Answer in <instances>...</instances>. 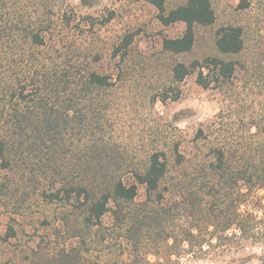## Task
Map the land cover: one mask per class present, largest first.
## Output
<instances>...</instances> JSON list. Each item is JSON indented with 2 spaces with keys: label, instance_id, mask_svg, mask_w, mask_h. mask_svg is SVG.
Instances as JSON below:
<instances>
[{
  "label": "trees",
  "instance_id": "trees-1",
  "mask_svg": "<svg viewBox=\"0 0 264 264\" xmlns=\"http://www.w3.org/2000/svg\"><path fill=\"white\" fill-rule=\"evenodd\" d=\"M145 1L157 9L164 26L186 25L181 36L164 38L167 53L192 52L198 28L216 22V0H187L172 9L167 0ZM247 5L243 1L240 6ZM56 15L47 0H0V168L10 170L13 163L43 153L47 160L38 162L44 172L55 170L61 176L60 186L54 185L44 198L48 204L61 201L78 212L63 219L62 231L77 245L39 264H183L186 257L247 261L253 255H242V250L264 245V197L253 205L262 217L249 208L252 183L264 190V163L254 173L249 166L235 169L219 144L207 168L216 181L171 188L165 184L169 164L163 152L153 153L144 168L125 169L128 160L108 129L115 83L94 68L98 58H69L60 45L49 43L58 30ZM72 24L68 18L64 23ZM133 40V35L125 37L114 55L126 56ZM215 47L217 56L173 66L176 87L196 72V82L204 89L232 80L236 64L224 56L243 51L242 27L219 28ZM180 96L177 90L172 99ZM163 97L171 98L167 92ZM251 126L261 128L255 122ZM239 182L246 191L237 203L233 199L226 207L216 203L221 200L219 186L232 189ZM140 186L145 187L146 198L138 201ZM170 191L177 196L167 200ZM15 236L10 227L2 240ZM122 250L126 261L113 257ZM94 252L97 257L92 260ZM259 260L264 264V255Z\"/></svg>",
  "mask_w": 264,
  "mask_h": 264
},
{
  "label": "rangeland",
  "instance_id": "rangeland-1",
  "mask_svg": "<svg viewBox=\"0 0 264 264\" xmlns=\"http://www.w3.org/2000/svg\"><path fill=\"white\" fill-rule=\"evenodd\" d=\"M47 1L57 11L54 19L58 29L49 43L56 42L69 58H98L93 62L94 68L115 83L110 92L113 110L108 129L128 160L125 169L144 168L153 153L163 152L169 164L165 180L168 187L211 183L216 181V174L207 168L214 159L213 149L219 144L226 148L229 163L235 169L249 166L254 173L263 165L264 0H216L215 24L198 28L193 51L183 55L164 52L163 40L181 36L186 25L164 26L157 9L145 0ZM186 1L167 0V7L172 9ZM243 1L248 5L241 7ZM67 18L73 21L71 26L64 25ZM223 26H240L244 31L243 51L224 56L236 64L232 80L204 89L196 82V72L176 87L172 81L173 66L219 55L215 39ZM128 35L134 36L128 54L115 56V49ZM177 90L181 96L174 101ZM166 92L171 96L169 100H164ZM254 122L261 128L252 127ZM38 160L46 161L47 157L41 153L38 158L13 163L10 170L0 168V264H39L52 259L58 251L77 245V240L67 238L62 231L63 219L78 212L61 201L47 203L44 193L53 191L54 185L59 187L61 176L55 175V170L44 172ZM254 184L249 208L262 217L253 205L264 197V190ZM219 189L221 200L216 203H225V207L232 199L237 203L241 192L246 191L242 182L232 189ZM176 194L170 191L167 200ZM145 198V187L140 186L138 201ZM105 221L111 223L110 214ZM10 227L16 236L5 242L2 238ZM241 252L253 256L236 262H230L229 257L199 261L186 257L182 263L261 264L264 245L250 246ZM114 253L113 257L128 259L123 250ZM91 255L95 260L96 252ZM150 260L154 262L155 258L151 256Z\"/></svg>",
  "mask_w": 264,
  "mask_h": 264
}]
</instances>
